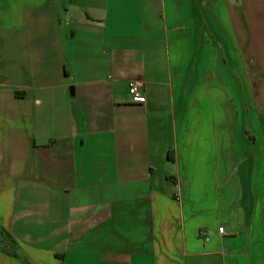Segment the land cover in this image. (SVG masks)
<instances>
[{
	"label": "crops",
	"instance_id": "1",
	"mask_svg": "<svg viewBox=\"0 0 264 264\" xmlns=\"http://www.w3.org/2000/svg\"><path fill=\"white\" fill-rule=\"evenodd\" d=\"M262 5L0 0V264H264Z\"/></svg>",
	"mask_w": 264,
	"mask_h": 264
},
{
	"label": "built area",
	"instance_id": "2",
	"mask_svg": "<svg viewBox=\"0 0 264 264\" xmlns=\"http://www.w3.org/2000/svg\"><path fill=\"white\" fill-rule=\"evenodd\" d=\"M129 91L133 96L134 102H143L144 101L145 95L143 92V82L140 79H133L130 81ZM217 232L219 234L224 235L225 234V225H220L217 228ZM200 235L205 241H208L210 239V237L208 236L206 231H201Z\"/></svg>",
	"mask_w": 264,
	"mask_h": 264
},
{
	"label": "rangeland",
	"instance_id": "3",
	"mask_svg": "<svg viewBox=\"0 0 264 264\" xmlns=\"http://www.w3.org/2000/svg\"><path fill=\"white\" fill-rule=\"evenodd\" d=\"M262 10H264V6L262 5L261 7H260ZM237 14V13H236ZM262 14V13H261ZM237 16H238V14H237ZM236 22H238V20L236 19ZM263 25H264V22L262 23ZM263 30H264V28H263ZM263 33H261L260 32V36H264V31H262ZM261 56H262V54H260ZM262 58H263V56H262ZM253 59H255L256 61H257V58H256V55H253ZM253 61V60H252ZM236 67L239 65V62H237V60H236ZM260 65V64H259ZM237 75H240V70L238 69V71L237 72H234L233 71V76H237ZM238 77V76H237ZM239 78V77H238ZM235 83L236 82H234L233 84L235 85ZM252 88H248L247 87V90H248V94L249 93H252V90H251ZM235 92H238V86H236L235 87ZM234 92V90H233V93H232V95H233V98H232V104H231V106H232V108H233V110L234 109H236L235 110V113H236V111H239V109H237V108H235V107H237V105H238V101L236 100L237 99V97L239 96V95H236V93ZM241 115V114H240ZM235 119V118H234ZM234 119H232V125H235L236 124V126H243V124L245 123V121H244V115H243V117H239L238 119H237V121H236V123H235V121H234ZM238 137H239V135H237Z\"/></svg>",
	"mask_w": 264,
	"mask_h": 264
},
{
	"label": "trees",
	"instance_id": "4",
	"mask_svg": "<svg viewBox=\"0 0 264 264\" xmlns=\"http://www.w3.org/2000/svg\"><path fill=\"white\" fill-rule=\"evenodd\" d=\"M1 230V229H0Z\"/></svg>",
	"mask_w": 264,
	"mask_h": 264
}]
</instances>
